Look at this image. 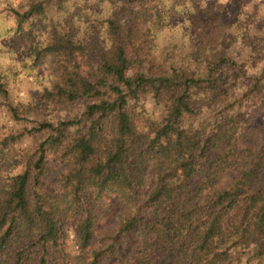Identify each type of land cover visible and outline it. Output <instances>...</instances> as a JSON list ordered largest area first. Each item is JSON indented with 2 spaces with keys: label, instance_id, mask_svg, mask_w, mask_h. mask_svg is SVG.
Returning <instances> with one entry per match:
<instances>
[{
  "label": "trees",
  "instance_id": "obj_1",
  "mask_svg": "<svg viewBox=\"0 0 264 264\" xmlns=\"http://www.w3.org/2000/svg\"><path fill=\"white\" fill-rule=\"evenodd\" d=\"M212 0H25L0 19V264H264V29ZM29 61L31 63H29ZM50 153L72 169L46 182ZM74 225L76 251L69 245Z\"/></svg>",
  "mask_w": 264,
  "mask_h": 264
},
{
  "label": "rangeland",
  "instance_id": "obj_2",
  "mask_svg": "<svg viewBox=\"0 0 264 264\" xmlns=\"http://www.w3.org/2000/svg\"><path fill=\"white\" fill-rule=\"evenodd\" d=\"M215 11L223 13L224 19L227 22H234L236 15L240 11L243 0H212ZM244 9L249 12L257 13V28L264 29V0H250L244 6ZM9 100L8 102L0 95V142L10 136H18L16 147L19 154L28 158L35 150L39 140L30 138L25 132V125L21 122H16L9 110L8 105L29 104L38 96L39 89L37 84L27 77L17 78L10 75L7 79ZM24 94L23 96L21 94ZM48 166L46 169V182L49 190L52 192L60 191L64 185V176L72 169L70 163L63 162L58 154L50 153L48 156ZM69 245L71 250L76 251V242L74 241V225H68ZM114 259H106L102 264H115Z\"/></svg>",
  "mask_w": 264,
  "mask_h": 264
},
{
  "label": "clouds",
  "instance_id": "obj_3",
  "mask_svg": "<svg viewBox=\"0 0 264 264\" xmlns=\"http://www.w3.org/2000/svg\"><path fill=\"white\" fill-rule=\"evenodd\" d=\"M22 3H25V0H0V19H2L4 15L8 14L5 12L6 9L9 7L18 9ZM29 63L31 62L29 61ZM21 95L23 96L24 94L22 93Z\"/></svg>",
  "mask_w": 264,
  "mask_h": 264
}]
</instances>
